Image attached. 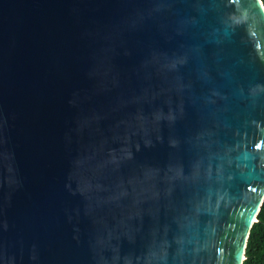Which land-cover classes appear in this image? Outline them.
<instances>
[{
  "label": "water",
  "instance_id": "water-1",
  "mask_svg": "<svg viewBox=\"0 0 264 264\" xmlns=\"http://www.w3.org/2000/svg\"><path fill=\"white\" fill-rule=\"evenodd\" d=\"M263 202V0H0V264H243Z\"/></svg>",
  "mask_w": 264,
  "mask_h": 264
},
{
  "label": "trees",
  "instance_id": "trees-1",
  "mask_svg": "<svg viewBox=\"0 0 264 264\" xmlns=\"http://www.w3.org/2000/svg\"><path fill=\"white\" fill-rule=\"evenodd\" d=\"M243 264H264V202L252 226Z\"/></svg>",
  "mask_w": 264,
  "mask_h": 264
},
{
  "label": "snow or ice",
  "instance_id": "snow-or-ice-1",
  "mask_svg": "<svg viewBox=\"0 0 264 264\" xmlns=\"http://www.w3.org/2000/svg\"><path fill=\"white\" fill-rule=\"evenodd\" d=\"M251 221L249 220V223H250Z\"/></svg>",
  "mask_w": 264,
  "mask_h": 264
}]
</instances>
